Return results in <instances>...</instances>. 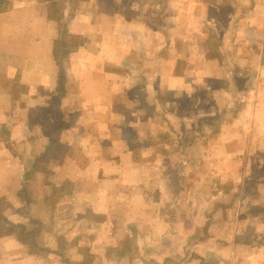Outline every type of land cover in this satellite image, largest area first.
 <instances>
[{"label":"crops","instance_id":"crops-1","mask_svg":"<svg viewBox=\"0 0 264 264\" xmlns=\"http://www.w3.org/2000/svg\"><path fill=\"white\" fill-rule=\"evenodd\" d=\"M0 264H264V0H0Z\"/></svg>","mask_w":264,"mask_h":264},{"label":"rangeland","instance_id":"rangeland-1","mask_svg":"<svg viewBox=\"0 0 264 264\" xmlns=\"http://www.w3.org/2000/svg\"><path fill=\"white\" fill-rule=\"evenodd\" d=\"M159 122H157V123H154V124H148L147 125V127L145 126V130H147V131H151L150 129H152L153 131H162V129L164 130V131H166L167 130V133H170L171 132V125L170 124H168L169 126H168V129L165 127V124H158ZM165 133V132H164ZM193 143V147H194V152L196 153V155L194 154L193 156H191V154H190V152H192V150H190V151H186L185 149H184V151H179L178 149L177 150H171V148L170 147H168L167 148V150H164V151H159V152H157L156 153V151H153V152H148L147 151V154L145 155V156H143V154L142 155H140L139 157H135L136 159L137 158H140V159H142V158H145V159H147V160H150L151 158H153L155 155H157V157H158V162L160 163H162L163 164V166L165 165L166 166V164L169 166V167H171L172 166V164L174 163L175 165H177V163L179 162V167H180V164H181V167H180V171H186L187 169H188V165H194L195 164V167L197 168H201L202 166H204V165H207V166H211V165H213V161L212 160H210V158L208 157V156H206V152H204L203 151V147H204V145L202 144V143H200V142H197V143H195L193 140H192V142L191 143H189L188 145H191ZM136 144H138V141L136 140V142H135V145ZM189 149V148H188ZM183 152V153H182ZM143 153H145V151L143 152ZM159 158L161 159V160H159ZM196 160H197V162H196ZM173 162V163H172ZM184 162V163H183ZM182 163H183V165H182ZM173 164V165H174ZM174 165V166H175ZM164 166V167H165ZM177 166H175V168H176ZM166 168V167H165ZM193 176L195 175L194 173L192 174ZM195 177V176H194ZM180 189H182V188H180ZM205 191H209V189L208 188H206L205 189ZM199 193L200 194H203V191L202 190H199ZM235 193H237V191L235 192ZM218 193H216V194H214V193H212V196L213 197H210L209 199H218L217 197H214V196H216ZM191 196H192V194H191ZM227 197L225 196L224 198H220L219 197V199H226ZM237 198V197H236ZM235 198V199H236ZM214 206H215V202H209L208 203V205H206V207H208V209L210 210V211H212V210H214Z\"/></svg>","mask_w":264,"mask_h":264}]
</instances>
